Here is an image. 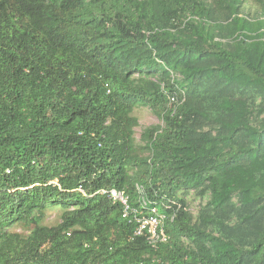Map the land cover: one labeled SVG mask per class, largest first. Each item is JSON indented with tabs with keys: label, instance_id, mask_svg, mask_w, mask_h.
Wrapping results in <instances>:
<instances>
[{
	"label": "trees",
	"instance_id": "16d2710c",
	"mask_svg": "<svg viewBox=\"0 0 264 264\" xmlns=\"http://www.w3.org/2000/svg\"><path fill=\"white\" fill-rule=\"evenodd\" d=\"M138 186L207 201L153 248ZM0 264H264V0H0Z\"/></svg>",
	"mask_w": 264,
	"mask_h": 264
},
{
	"label": "built area",
	"instance_id": "2783aa9c",
	"mask_svg": "<svg viewBox=\"0 0 264 264\" xmlns=\"http://www.w3.org/2000/svg\"><path fill=\"white\" fill-rule=\"evenodd\" d=\"M179 92L181 93L179 94ZM179 92L168 94L169 105L174 113L186 101L185 92L183 90ZM137 190L140 194L138 207H134L129 196L118 189H101L95 195L105 196L114 204H120L123 218L135 226L134 237H144L153 248H157L160 244L170 240V235L167 232L168 223H172L176 219L178 212H191V208L189 205H182L174 201L152 203L146 198L142 187L138 186ZM170 210L171 212L168 213Z\"/></svg>",
	"mask_w": 264,
	"mask_h": 264
},
{
	"label": "rangeland",
	"instance_id": "374dc122",
	"mask_svg": "<svg viewBox=\"0 0 264 264\" xmlns=\"http://www.w3.org/2000/svg\"><path fill=\"white\" fill-rule=\"evenodd\" d=\"M252 0H247V5H251ZM134 116L138 118L139 126L135 128V142L138 148L143 146L142 136L146 129L151 128L153 126L163 125V121L159 119L149 107H138L135 109ZM142 154L146 155L147 152L143 149L140 150ZM189 207L191 208V213L197 215L200 211L201 206H203L207 198L202 199L197 195L195 191H191L185 196ZM62 214V210L59 207H54L51 210L47 211L45 224L49 226H55L60 222V216ZM14 231L20 232V227L12 228Z\"/></svg>",
	"mask_w": 264,
	"mask_h": 264
}]
</instances>
